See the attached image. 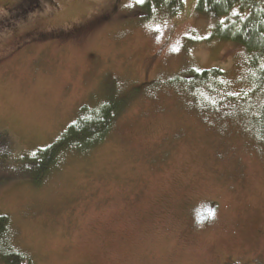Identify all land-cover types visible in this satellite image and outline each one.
<instances>
[{
  "label": "rangeland",
  "instance_id": "374dc122",
  "mask_svg": "<svg viewBox=\"0 0 264 264\" xmlns=\"http://www.w3.org/2000/svg\"><path fill=\"white\" fill-rule=\"evenodd\" d=\"M150 1L0 0V216L32 264H264L253 54L214 37L197 0ZM211 69L217 90L182 83ZM117 97L104 143L39 185L20 177L82 107Z\"/></svg>",
  "mask_w": 264,
  "mask_h": 264
},
{
  "label": "trees",
  "instance_id": "16d2710c",
  "mask_svg": "<svg viewBox=\"0 0 264 264\" xmlns=\"http://www.w3.org/2000/svg\"><path fill=\"white\" fill-rule=\"evenodd\" d=\"M152 3L158 7L172 8L175 13L183 5L182 0H152L148 5ZM196 8L201 14L210 15L215 20L214 37L241 43L253 54L252 63L257 68L254 94L262 107L260 116L253 124L256 135L264 143V0H197ZM224 76L221 70L211 69L193 73L182 83L192 92L201 90L202 86L214 91L217 86L226 83ZM220 77L224 79L223 83ZM245 102V107L252 106V100ZM127 105L125 99L117 97L94 108L82 107L78 119L55 143L23 159L20 177L39 185L65 159L88 153L104 143ZM12 232L9 217L0 216V264H32L30 255L13 243Z\"/></svg>",
  "mask_w": 264,
  "mask_h": 264
},
{
  "label": "flooded vegetation",
  "instance_id": "af4514ba",
  "mask_svg": "<svg viewBox=\"0 0 264 264\" xmlns=\"http://www.w3.org/2000/svg\"><path fill=\"white\" fill-rule=\"evenodd\" d=\"M213 205H214V203H213ZM210 213L212 215H210ZM214 214H215L214 213V210H212V212H211V211L208 210V207L207 206H205V207L203 206L201 208L200 212H199L198 217H197L196 224H198V225H206V224H209L212 221V219L214 217Z\"/></svg>",
  "mask_w": 264,
  "mask_h": 264
},
{
  "label": "snow or ice",
  "instance_id": "6c2138e0",
  "mask_svg": "<svg viewBox=\"0 0 264 264\" xmlns=\"http://www.w3.org/2000/svg\"><path fill=\"white\" fill-rule=\"evenodd\" d=\"M144 2H145V0H136V3L140 4V5H142ZM210 215H212V214L210 213Z\"/></svg>",
  "mask_w": 264,
  "mask_h": 264
}]
</instances>
